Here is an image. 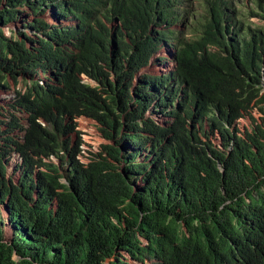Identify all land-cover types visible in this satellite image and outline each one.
Segmentation results:
<instances>
[{"label":"trees","instance_id":"obj_1","mask_svg":"<svg viewBox=\"0 0 264 264\" xmlns=\"http://www.w3.org/2000/svg\"><path fill=\"white\" fill-rule=\"evenodd\" d=\"M0 264H264V0H0Z\"/></svg>","mask_w":264,"mask_h":264},{"label":"rangeland","instance_id":"obj_2","mask_svg":"<svg viewBox=\"0 0 264 264\" xmlns=\"http://www.w3.org/2000/svg\"><path fill=\"white\" fill-rule=\"evenodd\" d=\"M243 1H244V0H241V3H243ZM13 25H16V27H17L18 30H22V29H23L22 26H19V25H17V24H13ZM253 25H257V23L254 22ZM258 25H260V24H258ZM24 29H25V31H26L27 33L29 32L28 28H24ZM8 31H9V28L6 27V28H5V32H8ZM7 34L9 35L10 32H8Z\"/></svg>","mask_w":264,"mask_h":264},{"label":"clouds","instance_id":"obj_3","mask_svg":"<svg viewBox=\"0 0 264 264\" xmlns=\"http://www.w3.org/2000/svg\"><path fill=\"white\" fill-rule=\"evenodd\" d=\"M6 28V27H5ZM9 28V27H8ZM8 32H10V30L8 31ZM8 32H6V33H8ZM86 81H90V80H88V79H85Z\"/></svg>","mask_w":264,"mask_h":264}]
</instances>
